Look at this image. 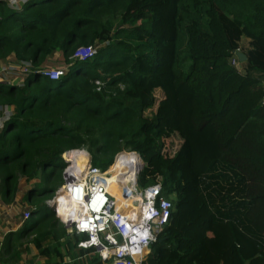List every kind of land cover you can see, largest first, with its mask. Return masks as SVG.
Masks as SVG:
<instances>
[{
	"label": "trees",
	"instance_id": "1",
	"mask_svg": "<svg viewBox=\"0 0 264 264\" xmlns=\"http://www.w3.org/2000/svg\"><path fill=\"white\" fill-rule=\"evenodd\" d=\"M95 45L91 58H74ZM237 50L243 71L231 65ZM54 52L68 65L60 79L0 81V108L13 111L0 130V198L9 203L24 180L34 207L8 239L32 237L45 257L53 243L59 264L61 246L86 256L75 264H101L92 250L76 255L81 237L46 202L62 183L63 152L86 148L106 171L126 151L145 157L138 186L160 177L172 204L144 264H264V0H27L18 9L0 0V62L13 55L35 69ZM161 89L173 92L182 136L165 164L149 157Z\"/></svg>",
	"mask_w": 264,
	"mask_h": 264
},
{
	"label": "built area",
	"instance_id": "2",
	"mask_svg": "<svg viewBox=\"0 0 264 264\" xmlns=\"http://www.w3.org/2000/svg\"><path fill=\"white\" fill-rule=\"evenodd\" d=\"M19 1L21 5L24 4L22 0ZM239 52L233 53L231 65L234 67L240 63L236 56ZM93 53L91 47H80L74 58L85 61ZM33 72L56 81L67 70H40L34 69L30 62H17L0 66V81L21 87L24 77ZM18 80L21 84H16ZM4 115L5 120L10 116L8 111H4ZM123 153L135 154L140 165L128 164L129 176L120 186L113 183L114 188L107 190L104 182L111 166L106 171L94 167L90 154L84 148L63 152L62 183L46 202L66 234L71 238L81 237L76 249L92 250L101 264H144L151 245L167 225L172 210L170 200L163 195L160 177L146 187L138 186V176L143 169L138 153L122 151L115 155L114 162ZM29 217L30 211H24L21 219L27 220ZM85 259L83 255L73 262Z\"/></svg>",
	"mask_w": 264,
	"mask_h": 264
},
{
	"label": "rangeland",
	"instance_id": "3",
	"mask_svg": "<svg viewBox=\"0 0 264 264\" xmlns=\"http://www.w3.org/2000/svg\"><path fill=\"white\" fill-rule=\"evenodd\" d=\"M4 1H6L8 6L14 7L16 9H18L17 4L21 6V1L19 0H4ZM15 1H17V4L15 3ZM25 1L26 0H22V3L23 2L25 3ZM11 4H13L14 6H11ZM81 48L87 49L85 47H81ZM91 48L95 52V50H97L99 46L95 45L94 47H91ZM10 57H11L10 59L11 63L7 62L4 64L5 66L13 65V63L18 62L16 61L13 55H11ZM67 67L68 65H65L63 63V59L60 53L54 52L51 55H49L48 58L42 64H40L38 68H40V70L56 69V68H62V69L67 70ZM237 70L239 71L240 67H238ZM25 78L26 77H24L23 80H25ZM7 83L9 84V82ZM16 84H21V82L18 80L16 81ZM98 85H101V83H99ZM154 95L156 96V104H155L154 109L150 111L148 114L156 115V117L158 118V125H157L156 130L149 131L148 133V137L151 139L149 157L150 159L158 158L160 161H162L165 164L172 158L173 154L177 151L178 147L180 146L182 142V136H181L179 125H178V112L175 106L172 90L161 89V90L156 91ZM4 109H7V108H4ZM7 110L11 111V112L8 111V114L12 115V112H13L12 108L7 109ZM0 122H2V120H0ZM1 128H2V123H0V130ZM84 149L86 150V148ZM140 160H142V168H143L146 164L143 161L145 160V157L140 158ZM35 182L37 181H32V183H35ZM31 239L32 237H30V240ZM51 245H54V244L53 243L43 244V247H48V250H50V253L47 256V259H48L47 263L49 262V264L57 263L59 261L57 257L54 255ZM60 250L64 258L63 261H67L70 258L68 255V247L61 246ZM78 252H79L78 250H75L76 255L78 254ZM39 257H40V253L38 255V258ZM75 262H78V261H75Z\"/></svg>",
	"mask_w": 264,
	"mask_h": 264
},
{
	"label": "crops",
	"instance_id": "4",
	"mask_svg": "<svg viewBox=\"0 0 264 264\" xmlns=\"http://www.w3.org/2000/svg\"><path fill=\"white\" fill-rule=\"evenodd\" d=\"M19 7L21 6L19 5ZM248 43L249 40L243 37L239 42L241 50L247 49ZM10 59L11 57L0 62V66H4L7 62L11 63ZM244 66L245 62L239 63V65L236 66V69L240 67L239 71H243ZM7 109L0 108V120H2L0 123H2V125L6 116L4 115V111H9ZM30 188L31 185H27L24 180H21L18 185V190L14 193L9 203L3 202L0 198V264H49V262L47 263V256L40 255L38 258L39 253L30 240L24 241L23 239L14 241L15 237L13 238L12 236L8 239L9 235L17 233L25 222V220L21 219L22 213L24 211L31 212L34 209L30 203L24 201V197ZM11 245L14 247L9 248ZM15 252H18L19 255L16 259L13 258L11 260L12 255L13 253L15 254ZM59 262L60 261L53 264H59ZM62 263L75 264L76 262H73V259L69 258L67 261H62Z\"/></svg>",
	"mask_w": 264,
	"mask_h": 264
},
{
	"label": "bare ground",
	"instance_id": "5",
	"mask_svg": "<svg viewBox=\"0 0 264 264\" xmlns=\"http://www.w3.org/2000/svg\"><path fill=\"white\" fill-rule=\"evenodd\" d=\"M130 156L132 155H120L116 158V161L110 167L107 173V175L109 176L106 177V180L104 182L107 190L114 188L113 183H116L118 186H120L122 181H124L129 176V173H128L129 170H127V167H126L128 164H139L140 165V161L136 155L135 156L137 157V160L130 159L129 158ZM121 158L122 160L118 163V161ZM116 163H118V165L114 167ZM65 199L66 198L64 197V200ZM64 200L62 199L61 202H63ZM61 206H65V205L61 204Z\"/></svg>",
	"mask_w": 264,
	"mask_h": 264
},
{
	"label": "water",
	"instance_id": "6",
	"mask_svg": "<svg viewBox=\"0 0 264 264\" xmlns=\"http://www.w3.org/2000/svg\"><path fill=\"white\" fill-rule=\"evenodd\" d=\"M236 56H237V58H238V60H239L240 63L246 61V57H245V55L243 53L239 52V53H237Z\"/></svg>",
	"mask_w": 264,
	"mask_h": 264
}]
</instances>
